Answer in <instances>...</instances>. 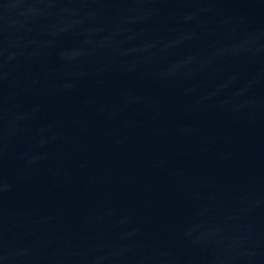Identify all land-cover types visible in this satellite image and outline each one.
<instances>
[{
    "label": "water",
    "instance_id": "95a60500",
    "mask_svg": "<svg viewBox=\"0 0 264 264\" xmlns=\"http://www.w3.org/2000/svg\"><path fill=\"white\" fill-rule=\"evenodd\" d=\"M258 0H0V164L157 81Z\"/></svg>",
    "mask_w": 264,
    "mask_h": 264
}]
</instances>
